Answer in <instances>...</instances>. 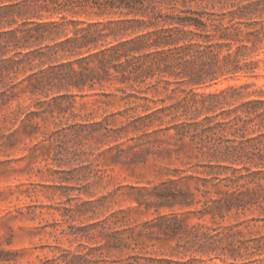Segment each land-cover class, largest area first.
I'll list each match as a JSON object with an SVG mask.
<instances>
[{
    "label": "rangeland",
    "instance_id": "374dc122",
    "mask_svg": "<svg viewBox=\"0 0 264 264\" xmlns=\"http://www.w3.org/2000/svg\"><path fill=\"white\" fill-rule=\"evenodd\" d=\"M49 1L0 0V264H264V189L248 194L264 177L249 181L242 164L229 163L235 137L222 129L231 109L264 100V39L241 60L254 67L201 85L161 64L154 78L170 90L159 84L155 93L144 90L150 79L133 89L112 68L107 75L101 44L168 28L188 9L220 12L218 3L144 0L146 17L110 25L76 15L85 34L107 35L73 57L66 48L74 41L19 47L31 25L24 19L47 15L40 5ZM239 21L244 30L264 26V10ZM111 27L122 40L113 41ZM221 91L215 107L193 94ZM235 193L243 207L217 214L215 200Z\"/></svg>",
    "mask_w": 264,
    "mask_h": 264
},
{
    "label": "trees",
    "instance_id": "16d2710c",
    "mask_svg": "<svg viewBox=\"0 0 264 264\" xmlns=\"http://www.w3.org/2000/svg\"><path fill=\"white\" fill-rule=\"evenodd\" d=\"M210 1L218 3L220 12L212 11L205 14L202 11L188 9L183 16L170 17L168 20L170 27L155 29L126 41L117 42L123 39L119 36V29L109 28V32H113L114 35L113 41L117 44L112 45V42L108 41L101 44L102 49L97 48L103 55L108 54L101 60L103 71L107 74L112 68L119 75V81L133 89L141 87L147 79H150L144 90L149 88L155 93H160L159 84H162L160 89L165 92L170 90L168 81L159 77L154 78L153 72L161 64L167 69L177 67L180 73L187 72L194 85L205 84L206 78L210 81L215 80L217 72L225 71L233 74L254 67V63H241V60L246 57L247 51L258 48L263 42L264 26L260 23L254 30H244L239 20L243 18L251 20L254 15H260L264 10V1ZM212 5L214 7L215 3ZM40 7L47 15L35 11L26 16L24 22L31 25L22 31L20 40L22 44L19 47H27L38 39L55 41L54 45L74 41L76 47L66 48L73 57L83 54L81 48L84 47L85 41H91L96 35H107L106 32L97 34L89 31L85 34L87 30L85 19H79L76 15L85 16V13L90 12L94 16L107 19L105 22L97 21L95 24L98 25L113 24L114 17L119 18L121 15L134 14L141 17L147 15L144 0H50ZM204 15H207L208 23L205 22ZM244 27L248 26L244 25ZM244 39L250 42L251 46L248 47ZM233 46H236L235 50L230 52ZM223 48H226L227 54L220 57ZM70 63L72 62L61 63L59 66L65 67ZM72 73L79 74L78 81H84L83 73L74 70ZM231 90L230 88L227 91ZM225 92L193 94L210 101L211 106H216L219 103V96L224 95ZM145 99L156 104L155 100L146 97ZM214 107L207 110L210 111ZM145 109L149 111L152 108L146 106ZM227 114L228 127L222 129L228 128L235 137L232 141L236 143L225 148L227 155H230L226 156L229 163L242 164V168L248 172L246 178L249 181H253L258 174L264 177V100H249L231 109ZM233 170L240 169L233 168ZM260 189H264V186L257 184V189L249 191L248 194H255ZM243 201L245 199L240 194L226 195L215 200L213 209L217 214H221L224 209L230 210L233 205L243 207Z\"/></svg>",
    "mask_w": 264,
    "mask_h": 264
}]
</instances>
